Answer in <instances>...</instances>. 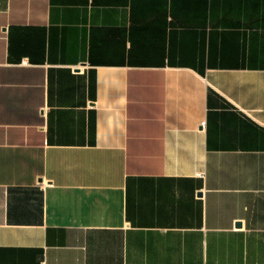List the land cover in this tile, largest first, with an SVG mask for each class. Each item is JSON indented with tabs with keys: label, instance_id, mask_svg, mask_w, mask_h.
Segmentation results:
<instances>
[{
	"label": "crops",
	"instance_id": "obj_1",
	"mask_svg": "<svg viewBox=\"0 0 264 264\" xmlns=\"http://www.w3.org/2000/svg\"><path fill=\"white\" fill-rule=\"evenodd\" d=\"M0 264H264V0H0Z\"/></svg>",
	"mask_w": 264,
	"mask_h": 264
}]
</instances>
